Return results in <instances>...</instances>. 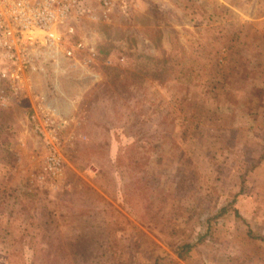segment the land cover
Here are the masks:
<instances>
[{
	"label": "rangeland",
	"instance_id": "rangeland-1",
	"mask_svg": "<svg viewBox=\"0 0 264 264\" xmlns=\"http://www.w3.org/2000/svg\"><path fill=\"white\" fill-rule=\"evenodd\" d=\"M83 4L75 68L0 80V264H264V0Z\"/></svg>",
	"mask_w": 264,
	"mask_h": 264
},
{
	"label": "built area",
	"instance_id": "built-area-1",
	"mask_svg": "<svg viewBox=\"0 0 264 264\" xmlns=\"http://www.w3.org/2000/svg\"><path fill=\"white\" fill-rule=\"evenodd\" d=\"M84 1L0 0V80L10 85L14 95L25 92L23 82L60 78L61 64L78 65V54L88 44L77 38V23L92 14ZM96 1L108 6L110 0ZM59 166L50 158L45 172L57 174Z\"/></svg>",
	"mask_w": 264,
	"mask_h": 264
},
{
	"label": "crops",
	"instance_id": "crops-1",
	"mask_svg": "<svg viewBox=\"0 0 264 264\" xmlns=\"http://www.w3.org/2000/svg\"><path fill=\"white\" fill-rule=\"evenodd\" d=\"M263 151H264V144H263ZM250 177L251 178H248V182L251 183L254 179L258 180V181H261L259 184H260V187L261 188V192L264 194V184H262L264 181V159L261 161V163L255 167L253 170H252V173H249ZM254 176V177H253ZM257 177V178H255ZM254 178V179H252ZM249 183H248V186H249ZM249 187H252V186H249ZM254 189V188H252ZM250 198H246V199H250L251 203L257 201L258 202V199H260L258 196H254L253 194H250L249 195ZM262 203H264V199L261 200ZM252 207H256V206H252Z\"/></svg>",
	"mask_w": 264,
	"mask_h": 264
},
{
	"label": "trees",
	"instance_id": "trees-1",
	"mask_svg": "<svg viewBox=\"0 0 264 264\" xmlns=\"http://www.w3.org/2000/svg\"><path fill=\"white\" fill-rule=\"evenodd\" d=\"M263 105H264V104H263ZM260 163H261V160L258 161V163L252 165V166H251V170H253V169H254L257 165H259ZM88 206H90V204H89ZM102 208H103V206H102ZM102 208H101V209H102ZM223 211H225V210H223ZM100 216L103 217V213H102V212H101V213H100V212H99V213L96 212V214H94V215L92 216V218H95V217H96L95 220H100ZM83 218H87V219H89V218H91V217L88 218V217L86 216V214H84V215H83ZM102 220H104V219H102ZM186 248L189 249L190 247H189V246H186ZM178 257H179V258H182L181 253L178 254Z\"/></svg>",
	"mask_w": 264,
	"mask_h": 264
}]
</instances>
